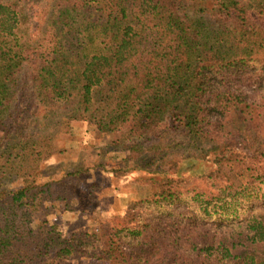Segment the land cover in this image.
I'll return each mask as SVG.
<instances>
[{
  "label": "trees",
  "instance_id": "obj_1",
  "mask_svg": "<svg viewBox=\"0 0 264 264\" xmlns=\"http://www.w3.org/2000/svg\"><path fill=\"white\" fill-rule=\"evenodd\" d=\"M74 121L150 194L64 235L38 214L86 212L89 168L38 172ZM73 255L264 264V0H0V264Z\"/></svg>",
  "mask_w": 264,
  "mask_h": 264
},
{
  "label": "rangeland",
  "instance_id": "obj_2",
  "mask_svg": "<svg viewBox=\"0 0 264 264\" xmlns=\"http://www.w3.org/2000/svg\"><path fill=\"white\" fill-rule=\"evenodd\" d=\"M254 99L258 98L259 91L251 92ZM71 133L59 143L57 149L41 164L38 178L44 179L49 175L60 177L62 174L79 167H88L85 184L87 190L93 192V204L85 205L74 210H65L59 204L54 212L38 217L45 218L48 223L55 225L64 235L78 231H93L99 221L107 222L113 217H121L127 207L134 201L150 194V186L142 180L148 174L133 171L127 175L114 176L109 171L111 167L129 165L125 161V152L117 150L113 145L108 146L109 139H96L94 136L95 124L84 121L70 122ZM166 147L168 158L182 156L185 153L187 139L179 134L168 137ZM151 145V141H144L143 147ZM93 183V186H89ZM87 191H85L86 193ZM37 264H106L92 258L78 255L66 259L52 256Z\"/></svg>",
  "mask_w": 264,
  "mask_h": 264
}]
</instances>
